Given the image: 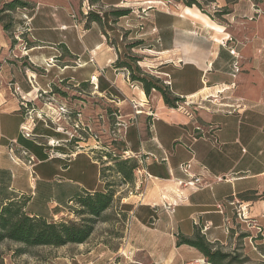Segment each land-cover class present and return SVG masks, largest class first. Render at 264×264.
I'll list each match as a JSON object with an SVG mask.
<instances>
[{
  "label": "crops",
  "instance_id": "crops-1",
  "mask_svg": "<svg viewBox=\"0 0 264 264\" xmlns=\"http://www.w3.org/2000/svg\"><path fill=\"white\" fill-rule=\"evenodd\" d=\"M152 7V30L147 33L157 41L150 49L156 62L154 73L164 82L170 80L171 92L184 98L182 104L190 103L187 109L192 116L168 106L159 92L147 96L140 85L132 86L126 69L115 66L118 50L108 44L98 23L78 28L79 36L93 30L100 34L85 42L83 51L53 39L51 33L59 31L55 26L43 23L37 30L31 28L38 43L29 51L48 47L51 50L34 52L47 60L58 57V49L65 44L82 63L71 77L79 84L89 83L94 95L119 107L123 127L116 136L152 176L142 192L119 197L117 191L110 208L123 216L120 234L92 233L84 243L60 246L52 264H205L207 259L198 249L178 243L181 236L192 238L200 231L216 247L228 251L235 246L238 228L245 229L254 218L264 226V156L250 134L256 104L264 105V86L255 92L256 77L250 75L264 71L256 30H244L253 39L237 47L230 30L222 24V32L213 29L208 21L219 23L196 7L178 3ZM37 15L33 14L32 22ZM62 25L66 24L61 23L60 29ZM8 49L9 38L0 28V209L11 200L27 197L25 209L32 216L56 221L72 218L77 197L105 190L100 163L90 150L69 148V140L50 128L45 118L35 121L33 137L22 134L27 118L23 97L31 103L38 100L37 92H46L43 89L50 81L36 78L30 82L32 78L26 75L19 79L17 66L6 58ZM133 102L140 104L137 111ZM27 153L35 158L33 162ZM82 155L99 166V187L87 186L80 177L65 178ZM189 160L194 171L208 176L212 187L195 190L180 184L186 179L180 166ZM219 176L226 179L218 181ZM66 247H72L71 255ZM27 254L22 264H47L38 256L33 260L27 251L21 255L26 259Z\"/></svg>",
  "mask_w": 264,
  "mask_h": 264
},
{
  "label": "rangeland",
  "instance_id": "rangeland-1",
  "mask_svg": "<svg viewBox=\"0 0 264 264\" xmlns=\"http://www.w3.org/2000/svg\"><path fill=\"white\" fill-rule=\"evenodd\" d=\"M198 1L208 13L214 15L215 21L219 23L208 21V24L221 32L224 30L222 26L224 25L227 30L232 32L237 47H243L253 39V34L245 33L244 30H256L255 39L259 42L257 52L262 54L264 59V0H241V3L238 0L237 10L224 15L220 11L225 9L226 0H217L212 3L208 0ZM11 3L18 4L19 7L11 10L9 7ZM177 3L183 5V3L173 0H154V2L148 0H0V28L5 30L4 26H7L5 32L9 38L6 58H10L17 66L16 76L20 79L26 75L27 78H32L29 79L30 82L35 81L36 78L50 81L49 87L43 89L46 92L42 90L37 92L39 99L30 103V106L35 108L33 112L35 121L40 117L45 118L50 128L56 129L64 136L65 140H69L67 143L69 148L76 152L83 149L88 151H92V148L97 149L96 153L104 156V161L100 162L106 168V181L113 184L114 188L120 192L119 197L142 192L146 184L145 181L141 187L138 186L136 173H134L133 184H128L115 171L108 170L107 166L109 165L107 164H114V162L105 155L106 150L116 154H122L123 150L112 141L114 138L119 139L117 137V122L121 123L119 107L104 97L94 95L93 88L89 83L79 84L76 79L71 77L78 73V66L82 63L65 47L60 46L58 57L50 56L47 60L36 57L34 52L51 50L50 48L43 47V49H35L34 52L29 51L30 46L37 42L31 28L34 27L37 30L43 23L50 24L51 27L55 26V30L59 31L51 33L53 39H58L59 43L64 42L83 51L85 50L84 43L96 40L100 34L97 30H93L88 35L79 36L77 30L85 28L89 22L90 14L98 15L101 17L102 30L108 44L118 50L119 58L131 62L133 66L138 64L142 73L156 77L155 69L152 67L156 62H153L154 53L150 49L154 44H157V41L153 35L147 33L148 30H152L149 21L151 20L152 6L155 4L166 8V5ZM41 4L43 5L38 9ZM235 4L229 5L230 8L233 9ZM119 10H128V14L120 17L117 13ZM34 13L38 15L32 22ZM61 23L68 26L62 25L63 29H60ZM239 70V67L236 66V72ZM260 71L263 74L259 75V71L250 74L256 77L255 86L258 87V90L255 88V92L260 91L264 86V71L262 69ZM126 72L131 79L130 72L128 70ZM56 74L59 76L55 79ZM246 74L248 73L240 75ZM133 83L142 88L140 83L134 81ZM163 84L166 86L164 81ZM155 92L157 91H152V93ZM36 109L43 110L44 114L39 117V112ZM253 112L256 114L254 115L256 120H251L250 134L254 147L264 156V105L256 104ZM52 146H56V143ZM65 149L69 150L68 147ZM102 151L103 154H101ZM65 157L69 158L67 154ZM68 176L73 179L79 177V179H84L85 184L89 187H99V166L86 159L84 155L76 159L70 172L65 174V178ZM113 208L107 209L97 221L93 231L94 235H104L106 232L120 234L123 216ZM72 218L80 220L76 215ZM244 228H238L239 234L236 236L235 246L226 251L232 254V257L224 260L221 264H264L263 224L260 219L254 218V221ZM24 246L22 243L10 240L2 242L0 244V264L27 262L28 254L24 259L21 255L22 251H20ZM71 248L66 247L65 249L68 255L72 254ZM25 249L27 253L33 255V260L38 256L47 264H52L54 255L58 250H61L58 247L50 246H27ZM233 258L235 259L233 260Z\"/></svg>",
  "mask_w": 264,
  "mask_h": 264
},
{
  "label": "trees",
  "instance_id": "trees-1",
  "mask_svg": "<svg viewBox=\"0 0 264 264\" xmlns=\"http://www.w3.org/2000/svg\"><path fill=\"white\" fill-rule=\"evenodd\" d=\"M183 3L185 6L197 7L201 12L210 16L214 21V15L207 12L198 0H173ZM215 2L217 0H208ZM238 0H226L224 10L220 12L224 14L232 13L229 5L237 3ZM10 9L15 10L19 7L18 4L11 3ZM218 12V11H217ZM216 12V13H217ZM118 15L125 16L128 10H119ZM89 22L85 28H90L92 23L96 22L101 25V17L95 14H90ZM7 29V26H4ZM34 45V44H33ZM66 47L65 44H62ZM31 47V46H30ZM115 66L126 69L131 74V80L141 84L142 89L147 96H151L152 91H157L161 94L164 102L171 107H177V102H182L184 98L174 96L168 85L163 84V80L152 75L142 73L140 66L131 62L117 59ZM118 129L120 128L117 122ZM97 137V136H96ZM99 138V136H98ZM114 144L121 147L122 154H116L106 150L105 155L114 164H107L108 170L115 171L120 175L125 183L133 184L135 170L139 167L138 160L134 157L125 156L126 145L122 138H114ZM78 142V141H76ZM97 149L92 148L94 159L100 163V177L105 182V190L95 192H85L75 199L77 208L75 215L79 216L80 220L74 218H66L62 220H49L44 217L32 216L27 213L25 207L28 202L27 197L14 199L7 202L0 209V244L6 240L22 243L25 246L20 251L26 252L27 246H53L60 247L71 243H84L92 235L95 224L102 217V214L109 209L115 200L117 190L113 184L106 181L105 169L101 162L104 161V156L98 155ZM103 154V151L101 152ZM105 159H107L105 157ZM101 161V162H100ZM111 165V166H110ZM179 244H187L198 249L209 264H221L224 260L232 257L229 252L223 251L216 247L214 243L208 241L206 236L196 231L192 238L181 236ZM235 258H233L234 260Z\"/></svg>",
  "mask_w": 264,
  "mask_h": 264
},
{
  "label": "built area",
  "instance_id": "built-area-1",
  "mask_svg": "<svg viewBox=\"0 0 264 264\" xmlns=\"http://www.w3.org/2000/svg\"><path fill=\"white\" fill-rule=\"evenodd\" d=\"M77 26V25H76ZM91 53V51H89ZM93 58V57H92ZM93 60V59H91ZM127 80L130 81V83L132 84V86H135V84L133 83V81H131L130 79V76L129 74L127 75ZM165 84L170 86V80H166L165 81ZM16 90H18V88H16ZM30 99H26L23 97V104L26 108V121L25 123L22 125V134L27 137V138H31L33 137V131H34V125H35V118H34V110L35 108L30 106ZM213 103L214 104H217L218 103V100L217 98H215L213 100ZM190 105V103H188V101H184V104H182L181 102H177V107L179 110H183L186 112V114L192 116L193 113L187 109V106ZM140 106L139 103L137 102H133V107L134 109H136L137 111V107ZM41 114L43 115V112H39L38 115L39 117L41 116ZM120 125V128L123 127V123H119ZM118 134L120 133L119 132V129H118ZM27 155H29L27 153ZM125 156H128V157H133L134 155L133 154H129L127 151L125 152ZM29 158H30V163L33 162L35 160V158L31 155H29ZM141 163H143V161H140ZM181 168V171L184 173V175L186 176V179L184 180H181L180 181V184H182L183 186H188V187H191L195 190H198V189H204V188H207V187H212V182L211 180L208 179V176H205V173H198L196 171H194L193 169V163H192V160H189L187 162H184L181 164L180 166ZM135 173L137 175V184L139 187H141V185L146 181H148V179H150L152 176L149 174V172L146 170V167L145 166H139L136 170H135ZM226 177H223V176H219L217 177V180L218 181H222V180H225ZM204 263L206 264H209V262L207 260H204Z\"/></svg>",
  "mask_w": 264,
  "mask_h": 264
},
{
  "label": "bare ground",
  "instance_id": "bare-ground-1",
  "mask_svg": "<svg viewBox=\"0 0 264 264\" xmlns=\"http://www.w3.org/2000/svg\"><path fill=\"white\" fill-rule=\"evenodd\" d=\"M149 2H154V0H153V1H150V0H149ZM152 52H153V51H152ZM176 191H177V190H176ZM179 192H180V191H179ZM182 194H183V193H182ZM163 202H164V201H163Z\"/></svg>",
  "mask_w": 264,
  "mask_h": 264
}]
</instances>
